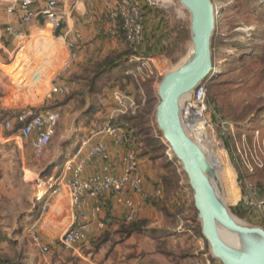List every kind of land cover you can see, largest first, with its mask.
Listing matches in <instances>:
<instances>
[{
    "label": "rangeland",
    "instance_id": "rangeland-1",
    "mask_svg": "<svg viewBox=\"0 0 264 264\" xmlns=\"http://www.w3.org/2000/svg\"><path fill=\"white\" fill-rule=\"evenodd\" d=\"M212 1L217 24L208 98L216 117L233 128L228 136L217 138L223 147L212 143L205 149L217 168L220 193L231 213L250 226L264 228L263 214L250 212L240 203L246 185L264 191V168L256 167L257 163L264 164V0ZM134 2L140 6L147 4L159 12L165 23L164 50L152 58H144L150 48L142 47L140 54H134L124 66L129 69V80L121 73L123 68L100 76L91 86L93 95L86 105L81 98L82 90L86 89L82 88L84 83L77 79L73 83V79L82 77L85 69L90 78L97 63L123 49L126 45L123 39L98 38L95 49L84 52L67 70L64 43L56 41L44 25L38 26L31 37L27 35L24 41H17L9 51L0 52V82L4 87L0 99L4 95L9 99L3 106L0 103V122L13 120L28 109L34 114L46 110L62 113L57 135L41 159L34 156L30 143L19 139L18 125L11 131L0 129L2 139L10 138L8 144L0 145V261L119 264L116 247L122 238L134 236L132 246L139 253L138 264H207L209 246L205 244L201 250L197 245L202 230L187 194L188 177L164 140L156 118L160 83L168 73L186 63L192 53L191 15L179 0ZM59 81L67 83L70 94L61 96V102H54V97L47 99L52 85ZM116 91L136 102V112L119 113L114 100ZM113 112L116 114L112 116ZM110 123L121 129L124 139L130 142H126L124 150L134 152L146 162L148 173L152 171V177L148 178L151 192L158 185L163 187L162 200L152 205L148 216L136 224L125 225L120 220L104 232L96 228L89 243L75 252L58 249L44 255L33 243L31 226L38 224L42 234L59 238L72 223L67 193L56 198L51 207L42 209L55 165L61 157L65 160L72 153L67 149L81 145L85 138L86 142L112 139L105 132ZM112 143L115 144L114 139ZM59 150L61 156H57ZM261 199L264 200L262 194ZM238 206L244 211V218L234 213ZM102 215L100 219L105 222ZM180 224L182 230L191 234L189 237L172 235L177 230L175 225ZM101 253L106 254V260ZM214 264L219 262L215 260Z\"/></svg>",
    "mask_w": 264,
    "mask_h": 264
},
{
    "label": "built area",
    "instance_id": "built-area-1",
    "mask_svg": "<svg viewBox=\"0 0 264 264\" xmlns=\"http://www.w3.org/2000/svg\"><path fill=\"white\" fill-rule=\"evenodd\" d=\"M88 0H46L43 7H38L35 0H0V10L9 16H17L21 25L29 26L34 23L44 25L51 30L52 37L65 45L68 57L64 69H70L79 60L80 44L83 35L80 32L66 37L62 34L65 23V13L74 3H85ZM109 22L108 33L117 36L123 33L127 43L135 46L143 39V11L134 0H117L114 4L105 7L103 14ZM4 33L18 41H24L27 35L24 31L13 26H6ZM205 80L190 96L186 97L181 105V120L188 136L202 148L212 145L223 147L218 137H226L233 126L223 119L216 117L213 106L208 98L209 78ZM0 82V93L3 90ZM70 87L64 83H56L47 93V99L55 95H67ZM114 100L118 104L119 113L136 112L137 104L128 95L116 91ZM116 114L113 113V115ZM62 121V113L58 110H46L34 114L31 109L20 112L13 120L0 122V129L11 131L15 124L19 126L18 135L22 142L31 144L34 156L41 159ZM106 134L115 140L120 149H125V140L122 130L110 124L106 126ZM219 139V138H218ZM211 142V143H210ZM88 144V143H86ZM109 148L106 143L95 144L87 155L81 151L72 155L62 164V174L52 176L47 183V202L43 210L51 207L56 198L69 195L72 212V223L65 233L59 238L44 240L38 224L31 226L33 243L43 253L48 254L50 249L61 245L66 251L75 252L78 245L87 242L92 234L93 226L100 231L105 229V224L100 216L107 205L112 204L124 207L127 212L124 216L127 222L140 218L144 205L136 202L135 197L140 196L145 202L149 197L145 188V179L141 172L140 160L134 152L121 154L115 162H108ZM105 162V167L98 173L85 175L86 167L98 162ZM256 167L264 168V164L257 163ZM188 196L193 202L190 187L187 188ZM158 191L156 195L158 196ZM50 200V201H49ZM92 201H95L92 204ZM240 203L253 212L264 216V200L258 187L248 184L242 191ZM194 205V203H193ZM53 206V205H52ZM205 241V239L203 238ZM207 264H214L210 251L206 255ZM220 264V263H219Z\"/></svg>",
    "mask_w": 264,
    "mask_h": 264
},
{
    "label": "water",
    "instance_id": "water-1",
    "mask_svg": "<svg viewBox=\"0 0 264 264\" xmlns=\"http://www.w3.org/2000/svg\"><path fill=\"white\" fill-rule=\"evenodd\" d=\"M179 1L191 15L192 53L186 63L160 83L157 124L188 177L202 236L213 259L220 264H264V228L240 223L231 213L216 184L212 161L182 124V99L207 80L214 68L212 43L217 17L212 0ZM221 228L238 235L242 248L224 241Z\"/></svg>",
    "mask_w": 264,
    "mask_h": 264
},
{
    "label": "crops",
    "instance_id": "crops-1",
    "mask_svg": "<svg viewBox=\"0 0 264 264\" xmlns=\"http://www.w3.org/2000/svg\"><path fill=\"white\" fill-rule=\"evenodd\" d=\"M35 1H36L37 6L41 8L44 6L46 0H35ZM116 1L117 0H88L85 3L72 4L69 7V9L66 11L65 13L66 19H65L64 30L62 34L65 35L66 37L67 36L70 37L73 35V33L80 32L83 35V40H82L80 50H79V58H81L82 54L86 52L87 50H90V51L94 50L96 42L98 41V38L104 36L102 35L103 34L102 26L104 25V23L102 24L101 20L103 19L105 7L109 4H114ZM156 12L158 11H155L152 9L153 16L151 17H154V14ZM6 26H13L19 30L24 31L26 35L31 37L34 33V30L39 26V24L34 23L29 26L21 25L17 16H9L3 10H0V52L9 51V48L15 45L16 42L18 41L17 39L13 37L6 36V34L4 33V28ZM65 50H66V53L68 54L67 49ZM57 83L62 84V82L60 81ZM64 84H67V83H64ZM61 96L63 95H55L53 99L54 102L56 101L61 102ZM8 100L9 99L6 97V95H4V97L0 99V103L3 106L6 104ZM56 106L59 107L60 106L59 103H57ZM85 139L81 143V145H78V146L73 145L71 146V149L70 148L68 149V152L69 153L72 152V153L67 155L65 160H67L69 157H71L72 155H75L76 153L80 151H81V154L87 155L89 151L91 150V148L99 142L106 143L109 148V155H108L107 163L115 162V160L121 154L126 152L125 150H122L119 147H117L116 144H113L112 139H109L107 137L102 138V139L97 138L96 141H93L92 139L91 141H88V142H86ZM1 140H3L4 143H1ZM9 141H10V138L3 137L2 139L0 137V145L2 146H5L6 144H8L7 142ZM16 144H19V142L17 141ZM144 162L145 161L140 160L141 172L145 179V188H146L147 193L153 194V191L151 192V190L153 189L150 187V183L148 182V178L152 177V171L148 173L147 166L145 165L146 162L145 163ZM105 164H106L105 162L100 161L98 163L90 165L89 167H86L85 175L90 176L92 174L100 172L105 167ZM56 170H58V167L54 169V173L52 176H56L57 174L63 173L62 171L60 172L58 171L57 173ZM135 200L136 202H142V204L144 205V210L140 218L143 219V217H147L149 212L151 211L150 209L151 206L143 202L140 196H136ZM94 202L95 201H92V204H94ZM109 206L110 208L108 210L111 211L109 212L110 214L107 216L106 212H104L101 218L105 219L107 226L110 228L111 225H115L116 223H119V221L123 219V217L125 216L127 212V209L124 207H119V206L112 205V204H109ZM175 227H177V230H174L172 232V235L177 234L179 235V238L189 237V235H191L189 234L187 230H182L183 224L175 225ZM96 231H97L96 227H93L92 233ZM42 237L44 240H48L49 238H51V236H49L46 233L42 234ZM121 240H122V243H120V246L118 245L116 247V252H115L116 257L118 256L119 264H138L137 259H138L139 253H137L136 248L132 246V243L135 240V237L131 236L129 238H122ZM205 244H207V242L203 240V236H202L200 240L198 241L197 245L199 247H202L201 250H203L206 246ZM101 255H102V259H105V260L107 259L106 254L101 253Z\"/></svg>",
    "mask_w": 264,
    "mask_h": 264
},
{
    "label": "trees",
    "instance_id": "trees-1",
    "mask_svg": "<svg viewBox=\"0 0 264 264\" xmlns=\"http://www.w3.org/2000/svg\"><path fill=\"white\" fill-rule=\"evenodd\" d=\"M140 7H141V9L143 11V39H142L141 43L138 44V45L131 46L129 43H127L123 33H119L117 36H111L108 33L109 22L105 18H103L101 20L102 24L104 23V25L102 26V33H103L102 35H104V36H102V37H106L107 36V37H109L111 39L112 38L113 39H123L125 41L126 45L123 47V49L120 52L119 51H115L114 54L107 55L106 57L103 58V60L100 63H97L96 66H95V69L92 71L93 75L90 78L87 77L88 69H85L83 71L84 75L82 77H78V78H74L73 79L74 80V81H72L73 83L76 82L75 79H77V81H81L82 83H84L82 88H84V89L86 88V89L82 90V94L83 95L81 97L82 99H84V105L87 104V101L93 95V91L91 90V86L94 83H96L97 79L100 76H102L103 74H105L106 72H109L110 70H114V69L116 70L118 68L119 69L123 68L122 69L123 71L121 73L124 76H126V79L129 80L130 79L129 69L126 68V67L124 68V66L129 64V61L132 59L131 57L134 56V54H140V52L142 50V47H144V46L147 47L148 46L150 48V49H148V51H146L147 54L142 56L144 58H152L156 54L162 53V50H164V46H165V44L163 42V36H164V31H165L164 20L160 18L159 12H156L154 14V17H151V16H153V15H151L152 14V8L149 7V5L146 4V5L140 6ZM148 16H150L151 18L148 17ZM147 17L149 19H147ZM85 82L87 83L86 85H85ZM208 94H209V88H208ZM72 96H73L72 100H74L75 97H74L73 94H72ZM59 127H60V125H59ZM59 127H58V129H59ZM58 129H57V132H58ZM57 132H56V135H57ZM56 135H55V137H56ZM124 140H125V144H127L126 142L128 140L127 139H124ZM51 143H52V141H51ZM128 144H130L129 141H128ZM67 151H68V149H67ZM57 156H61V151L60 150L58 151V155ZM138 159L140 160L139 157H138ZM62 161H64V160L61 157L58 160V164L55 165L54 169L59 167L60 166V162H62ZM259 189H260V192L262 194V197L264 198L263 189L262 188H259ZM158 191L160 192V194L157 196L156 193ZM163 194H164L163 187L158 185L156 187V190L153 192V194H149V197L145 200V203L150 205V206L157 205L158 202H160L162 200ZM178 196H182V195H178ZM192 204H193V202H192ZM109 208H110V206L107 205L105 210H104V212H106L107 216L110 214L109 212H111V211L108 210ZM106 210H108V211H106ZM234 213L236 215H238L239 217H241V218H244V216H245V213H244V211L242 210V208L240 206H238V207H236L234 209ZM140 220H141V218H139L138 220L133 221V222H127L125 220V218L123 217V219L121 221L125 225H133V224L138 223ZM104 224H105V229L103 230V232L106 231L109 228L107 226L106 221L104 222ZM92 234H94V233H92ZM92 234L90 235V237L87 240V242L78 245L77 249H80V248L86 246L89 243L90 239L92 238V236H93ZM6 240L11 242V239H9V238H7ZM58 249L66 251L61 245H58V246L50 249L49 253L51 251H53V250H58ZM67 252H73V251H67ZM0 264H11V262H9V261H0Z\"/></svg>",
    "mask_w": 264,
    "mask_h": 264
},
{
    "label": "bare ground",
    "instance_id": "bare-ground-1",
    "mask_svg": "<svg viewBox=\"0 0 264 264\" xmlns=\"http://www.w3.org/2000/svg\"><path fill=\"white\" fill-rule=\"evenodd\" d=\"M215 16H217V14H215ZM188 96H190V94L186 95V96L182 99V103H183L184 99H185L186 97H188ZM210 143H211V142H210ZM205 148H206V147H205ZM205 148H204V149H205ZM205 151H206V149H205ZM206 152H207V151H206ZM207 154H208V153H207ZM208 157H209V155H208ZM209 159H210V157H209ZM210 160H211V159H210ZM213 165H214V164H213ZM214 167H215V171H216V175H217V181H216V184L219 185L220 188H221V183H220V178H219L220 176H219V174H218V172H217V168H216L215 165H214ZM221 190H222V188H221ZM221 197H222V196H221ZM237 220H238L240 223L246 224L245 222L241 221V220L238 219V218H237ZM220 231H221L222 238L224 239V241H226L227 243H230V244H232V245H235V246H237V247H239V248H242V241H241V239H240V237H239L238 235L232 234L231 232L227 231V230L224 229V228H221Z\"/></svg>",
    "mask_w": 264,
    "mask_h": 264
}]
</instances>
